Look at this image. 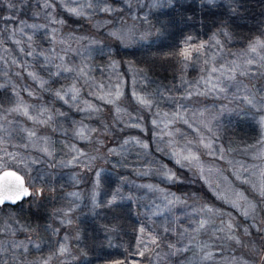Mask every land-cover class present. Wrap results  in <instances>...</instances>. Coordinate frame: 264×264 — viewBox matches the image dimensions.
I'll return each instance as SVG.
<instances>
[{
    "label": "snow or ice",
    "instance_id": "obj_1",
    "mask_svg": "<svg viewBox=\"0 0 264 264\" xmlns=\"http://www.w3.org/2000/svg\"><path fill=\"white\" fill-rule=\"evenodd\" d=\"M120 2H0V229L20 225L15 246L31 264H264V33L238 38L205 25L151 57L122 59L109 41L156 37L147 18L117 24ZM164 68L171 79L158 77ZM236 125L251 128L253 142L231 135ZM50 200L46 223L16 214ZM82 206L111 215L101 228L115 254L89 243Z\"/></svg>",
    "mask_w": 264,
    "mask_h": 264
},
{
    "label": "clouds",
    "instance_id": "obj_2",
    "mask_svg": "<svg viewBox=\"0 0 264 264\" xmlns=\"http://www.w3.org/2000/svg\"><path fill=\"white\" fill-rule=\"evenodd\" d=\"M150 4L151 0H121L119 5L114 6V10L118 7L123 13V17L113 18L117 24L121 19L147 18L152 25L150 35L156 38L140 41L133 47H117L115 43L109 41L112 54L119 51L124 54L122 59H133L139 57L143 52L147 57H151L158 45L170 41L177 26L197 25L202 29L207 25L213 30L221 26H228L238 38L264 33V0H162V6L155 9L151 8ZM83 23L86 25L89 21ZM244 26H247L246 29ZM144 27L141 25L140 30L142 31ZM108 31V27L105 26L99 38L105 39ZM158 31L160 32L159 35H157ZM101 163L103 162L101 161ZM11 166L17 167L15 162H11ZM32 168L33 175H35L36 172L46 168V163L41 161L33 165ZM18 170L25 176L28 175L23 167H19ZM57 191H59V186ZM34 200H39V197H35ZM48 204H52L51 200ZM51 207L42 208L34 202H27L22 206V210L17 211L16 214L21 216L23 220H27V212L33 210L48 211ZM5 211L13 210L6 209ZM3 215L4 213H0V223H3ZM14 228L16 229L15 232L0 229V264H31L33 256L24 248L15 246L24 237L20 235L19 224L14 225ZM89 259L94 260L95 256L90 255ZM82 264H87V260Z\"/></svg>",
    "mask_w": 264,
    "mask_h": 264
},
{
    "label": "rangeland",
    "instance_id": "obj_3",
    "mask_svg": "<svg viewBox=\"0 0 264 264\" xmlns=\"http://www.w3.org/2000/svg\"><path fill=\"white\" fill-rule=\"evenodd\" d=\"M17 23H18V21H17ZM9 26H11V24ZM185 26H187L186 29H187L188 32H192V31L194 33H196V32L197 33H200L201 32V29L197 25H191V26L185 25ZM195 27L198 28L199 30L198 31L194 30ZM201 34L203 35V33H201ZM204 38H206V35L204 36ZM7 47L12 48L13 46L9 43L7 45ZM0 54H2V53H0ZM13 54L17 56L18 60L19 59H29L27 57H20L19 54L16 53V52H13ZM3 63H4L3 61H0V66H2ZM16 70L17 71H20L19 67H17ZM160 74L161 75H159V77L162 78V79L163 78L171 79V76H172L171 70L170 71H167L165 74H162V73H160ZM192 74L195 75V72H193ZM28 83H31V81H28ZM238 126L239 125L234 126V131L233 130H230V134L231 135H234L237 140H240L241 139L240 137H236V135H241V133L237 132V129L238 128H236V127H238ZM241 127H244V126H241ZM109 167H110V165H109ZM104 174L110 180L115 181V177L113 176L112 172L105 171ZM67 179H68L67 178V175H63V176H58L57 177L58 183L60 181H66ZM120 204H126V205H122V206H124V207H130L133 210V212L136 211L135 207L131 204V202H120ZM50 206H53V204H50ZM124 207H122V208H124ZM98 211H100V216H95L93 213L89 212L88 208H84L82 206V213L83 214L80 215L79 221H80V223L82 225L84 234L88 237L89 243H92L93 241H95L96 244L103 246L102 247V253L103 254H108V253L115 254L118 251V249H116V248H109L107 246L106 234H105L104 230L101 228V224H104V223H114L115 221L112 220L111 215H109V214H107V213H105L104 211H101V210H98ZM26 216H27V220H31L34 225L36 223H38V222L39 223H46L47 222V216L44 217V218L42 217L41 219H38V218L37 219H31L28 214H26ZM131 217L132 218H130V220L127 218V221H122L121 222L122 225L125 228H127V225L129 223H133V222L136 221V216L135 215H133ZM94 222H95V224H94ZM92 223H93V225H92ZM89 226H91V228H93V230L95 231V234L94 235H92L93 234L92 232H90V231L87 230ZM61 235H63V233H61ZM129 235H130V233H129ZM117 237H118V239L119 238H123L125 240L128 238V236H126L124 234V232L118 233L117 234ZM116 242H117V240H114L113 241L114 244ZM96 250H100V249H96ZM119 251H122V249H119ZM129 259L131 261L132 258L130 257ZM137 259H139V257H137Z\"/></svg>",
    "mask_w": 264,
    "mask_h": 264
},
{
    "label": "trees",
    "instance_id": "obj_4",
    "mask_svg": "<svg viewBox=\"0 0 264 264\" xmlns=\"http://www.w3.org/2000/svg\"><path fill=\"white\" fill-rule=\"evenodd\" d=\"M4 15H6V12L3 11V10H0V18H2ZM2 26H3V23L0 22V27H2ZM72 27H73L74 29H76L77 32H80V31H81V29H80L76 24H73ZM84 27L87 28V25H85ZM186 27H187V26H177V28L175 29V31H174V33H173V36H174V37H180L183 33H188ZM244 27H245V29H246L247 26H244ZM194 30L198 31L199 29L195 27ZM196 31H195V32H196ZM191 33H193V31H192ZM196 33H197V32H196ZM14 52H15V51H14ZM167 71H170V69H168V68H164V69H162V70H159V71L157 72L158 77H159V75H161L160 73L165 74ZM236 128H238V129H237V132L241 133V135H236V137H240V138H241L240 140H245V141H247V142H249V143L253 142V141H252V138L255 136V133L252 131L251 128L246 127V126H244V127L238 126V127H236ZM241 130H242L243 132H242ZM242 133H243V134H242ZM237 159H244V160H245L246 162H248V163H251V162H252V161L250 160L249 157L237 156ZM108 167H109V166H108ZM12 168L15 169V170H17V169L15 168V166H12ZM195 187L199 188V187H200V184L195 185ZM122 205H126V204H120V207H124V206H122ZM43 207H51V206H50V204H47L46 206H42V208H43ZM129 208H130V207H124L125 210H127V209H129ZM26 214H28L29 217H30L31 219H37V218H38V219H41L42 217L44 218V217L47 216V212H46V211H43V210H41V211H35V210H33V211H29V212H27ZM131 216H133V215L130 214V215L128 216V219H129V220H130V218H132ZM94 224H95V222H94ZM92 225H93V223H92ZM87 230L90 231V232H92V233H93L92 235L95 234V231L93 230V228H91V226H89Z\"/></svg>",
    "mask_w": 264,
    "mask_h": 264
},
{
    "label": "water",
    "instance_id": "obj_5",
    "mask_svg": "<svg viewBox=\"0 0 264 264\" xmlns=\"http://www.w3.org/2000/svg\"><path fill=\"white\" fill-rule=\"evenodd\" d=\"M12 170H15V169L12 168Z\"/></svg>",
    "mask_w": 264,
    "mask_h": 264
}]
</instances>
